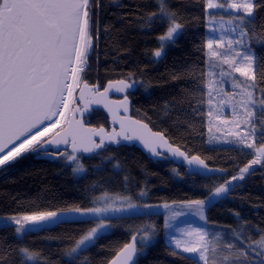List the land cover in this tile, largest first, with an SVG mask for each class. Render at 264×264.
Returning a JSON list of instances; mask_svg holds the SVG:
<instances>
[{
  "label": "trees",
  "instance_id": "obj_1",
  "mask_svg": "<svg viewBox=\"0 0 264 264\" xmlns=\"http://www.w3.org/2000/svg\"><path fill=\"white\" fill-rule=\"evenodd\" d=\"M168 8L177 14L176 22L184 25L183 32L174 37L175 44L166 42L162 57L155 59L153 53L161 46L159 37L171 24L168 20L161 22L157 18L153 22L149 19L150 14L159 11L157 0H102L94 17L100 33L99 46L91 57V70L81 81L100 88L114 80L138 82L128 94L130 115L163 133L188 156H199L209 167L224 170V173L193 175L181 163L168 158L153 160L134 146L109 145L99 150V154L79 156L87 172L76 174L73 173L75 164L60 158L65 151L28 155L12 167L0 170V216L67 206L87 208L93 205L91 197L101 194L135 196L142 190L147 192L150 204L200 200L252 159L253 152L245 146L219 143L211 138L207 88L203 93L196 92L197 98L203 95V105L186 98V92L194 90L187 75L191 68L208 71L207 15L203 0H168ZM249 27L257 36H264V11L257 13V19ZM249 42L264 56V45L254 39ZM173 74L183 78L174 80ZM208 79L209 76L206 82ZM193 107L199 108V114L193 113ZM106 118L102 111H94L91 123L106 125ZM205 212L208 221L221 225L238 227L245 222L256 236L254 240H259L264 233L252 230H264V159L235 183L225 198L208 206ZM94 223V220L67 222L21 237L9 226L0 229V248L11 253L9 264H21L17 253L25 247L40 254V264H69L67 250ZM112 223L114 229L101 235L73 264H81L85 257L89 264H107L133 234L141 235L140 230L146 226H154L155 235H150L146 254L138 255V264H194L188 255L172 254L174 248L163 235V214L130 213L113 219ZM140 247L138 243V249Z\"/></svg>",
  "mask_w": 264,
  "mask_h": 264
},
{
  "label": "snow or ice",
  "instance_id": "obj_2",
  "mask_svg": "<svg viewBox=\"0 0 264 264\" xmlns=\"http://www.w3.org/2000/svg\"><path fill=\"white\" fill-rule=\"evenodd\" d=\"M102 0H0V170L10 168L28 155L49 154L51 151L59 152L61 145L69 143L71 136L72 154L63 153L60 158L75 164L73 173H86L87 169L80 162L79 152L99 154L97 150L105 147V138L100 137V143H95L91 137L98 135L95 130L84 126V121L77 120V114L88 111L87 106L73 111L75 127L63 135L59 133L60 118L65 116L69 102L72 99L74 85L78 80L91 70V57L99 46V28L94 19L97 10L101 7ZM159 11L152 13L149 19L153 22L159 18L161 22L171 21L167 32L159 37L161 48L154 53L159 58L163 55L166 42L175 44L174 34H182L184 25L177 23V14L168 8V0H157ZM204 12L210 15L213 10H235L233 19L227 21L231 27L229 31L236 34V38H229L227 45L224 36L207 41L208 62L206 67L211 69L216 65L209 62L218 58L222 65H227L229 71L221 69V77H229L234 88L240 89L242 96L241 107L243 118L241 131L232 135L236 138L233 143H239L246 148L254 150L257 158L240 169L239 176H233L200 200L187 201L188 206L197 208V215L206 221L205 207L211 206L218 199L227 194L233 181L243 179L245 173H249L252 165L261 164L260 157H264V56L260 55L250 40L264 45V36H257L255 30L250 28L257 19V13L264 11V0H203ZM212 21L215 16H210ZM106 31V30H105ZM210 31L215 32L212 28ZM251 32V36L249 33ZM214 45L216 48H214ZM227 48L228 54L221 53L218 49ZM97 60L99 57L97 56ZM243 77L241 82L235 74ZM193 84V91L186 92V98L195 100L198 105H203L204 98H199L196 92L203 93L207 88L209 105L212 104V88L214 82H206L205 78L214 76L211 71H199L195 66L187 73ZM183 76L173 74V79H181ZM123 83V82H122ZM138 83H123L124 88L135 87ZM87 88V85H85ZM147 87V85H145ZM122 90V89H121ZM107 91V89H105ZM259 93V98H256ZM83 100V94L80 97ZM127 98H125L126 102ZM194 114H199V108L193 107ZM211 112L208 113L211 116ZM133 123H139L133 121ZM147 127V125H143ZM240 128V125H237ZM103 129H101V132ZM55 132V136L49 139ZM114 134L108 136L109 141L116 140ZM153 141H159L161 147L167 146L173 156L183 157L188 165L195 166L196 171L207 170L213 175L217 170L209 169L204 159L192 156L189 159L179 148H173L165 139L163 133H152ZM143 139V137H140ZM251 138V142L249 141ZM125 140L133 137L125 136ZM144 146L154 155L163 157L166 153L158 151L149 140H144ZM109 162H110V158ZM119 167L118 165L116 166ZM99 170V169H98ZM196 171L192 174L195 175ZM221 172L223 170H220ZM127 179V178H125ZM227 185V186H226ZM141 196L145 195L142 191ZM121 203H127L131 198H119ZM104 200L105 207L67 206L56 210L33 211L31 214L0 216V229L15 226L17 236L28 235L59 226L67 222H91L99 219L95 227L87 230L75 241V245L67 250L69 264H73L79 258V254L94 246L101 235L108 232L114 225L106 223L109 218L103 214L131 211L139 208L136 204H127V209L114 208L108 203V198L91 197V203L95 204ZM151 208V205H143ZM167 207V205H165ZM183 213H174L173 218ZM238 215V214H237ZM165 228L171 227L165 220ZM143 235L133 236L132 242L127 243L121 249L119 257L122 264H138V254H146L150 235H155L154 226H146L140 230ZM186 232L191 241H182L173 236L175 249L173 255L191 254L189 258L194 264H264V235L259 241H254L250 236L233 231V236L239 240L226 241L221 246L219 234L212 240L206 239L209 233L203 228H189L180 230ZM257 233H264L262 229H255ZM137 243L141 247L137 248ZM182 249V252L180 251ZM21 264H40L41 258L38 252L28 248H20ZM11 253L0 248V264H9ZM47 264V262H45ZM81 264H89L87 257ZM109 264H117L113 259Z\"/></svg>",
  "mask_w": 264,
  "mask_h": 264
},
{
  "label": "rangeland",
  "instance_id": "obj_3",
  "mask_svg": "<svg viewBox=\"0 0 264 264\" xmlns=\"http://www.w3.org/2000/svg\"><path fill=\"white\" fill-rule=\"evenodd\" d=\"M217 2H223V0H217ZM237 2H241V0H237ZM222 10V13H219V11ZM220 10H213V12L210 15H207V19L206 21V49H207V41L209 39H218L221 35L224 36V43L225 45H227V40L229 38H236V34L229 31V29L231 27H234L235 25H229L227 23V21H229L230 19H233L232 13L235 10H224V9H220ZM215 13H217L218 15H216ZM210 16H215V20L212 21L210 19ZM215 28L216 31L212 32L210 31V29ZM176 35H174L175 37ZM161 42V41H160ZM161 46L158 48L160 49ZM214 48H216V46L214 45ZM221 53L227 55L228 54V50L227 48H222V49H218ZM156 51V50H155ZM165 51V45L163 48V53ZM155 53V52H154ZM153 53V58L155 59H159L157 57H155ZM207 59H208V49H207ZM210 64H214L216 65L214 68L209 69L208 71H211L213 73H215L214 76H209L208 82H214L213 88H212V104L209 105L210 106V110L209 112H211V116L209 117V131H210V136H212L211 138L213 140H216L219 143H232L233 141H235V137L232 135V133L236 132V131H241V129H243V125L241 124L242 118H243V109L241 107V102H242V96L240 95V89L238 88H234L232 85V81L229 77H221L219 75L221 69H223L224 71H229L228 66L227 65H222L221 61L218 58H213L210 62ZM236 77H239V73L235 74ZM239 80L241 82H243L244 78L243 77H239ZM256 98H259V93H256ZM240 125V128L237 127V125ZM251 142V138H249V141ZM244 146V145H243ZM246 148V147H245ZM248 149V148H246ZM251 150V149H250ZM253 152V156H252V160L256 159L257 156L254 152V150H251ZM261 161L264 159V157H260ZM249 161V162H250ZM246 163L245 165L239 167L237 173L233 176H239L240 175V169L244 168L246 165L249 164ZM259 164L256 165H252V168L250 171H252L253 169L256 168V166H258ZM8 169V168H6ZM248 173L244 174V177L247 175ZM229 177L227 178L222 184H225L226 181L231 180V178L233 177ZM239 180L233 181V185H235V183H237ZM227 186V185H226ZM231 186V187H232ZM219 187V186H218ZM215 189V188H214ZM212 189V190H214ZM144 192L145 195L141 196L140 193ZM140 191V193H138L135 196L132 195H127V194H101L98 195L97 197H107L108 198V203H112V200H115V203L113 204L114 208H125L127 209V204L131 203V204H136L139 205L140 207L131 211H125V212H116V213H106L103 214L107 217H109L105 222L106 223H112V220L117 218V217H121V216H125L128 215L130 213H148V212H158L163 214V231H164V237L166 239V242L171 245L174 249H175V241H173L171 238L173 236H176L178 238H180L182 241H191L194 239V237H189L186 232H181L180 230H184V229H189V228H203L205 229L209 235L208 237H206V239L212 240L213 237L216 236V234H219L220 240L218 241V243L222 246L224 242L226 241H230V240H235V242L238 244L239 240H236L235 237L233 236V231L238 232V233H242L243 236H250L252 240H254L253 235L251 234V230L246 226L247 224L245 222L240 223L241 225L238 227H233V226H229V225H221L218 223H214L212 221H208L207 219V213L206 208L208 206L205 207V216H206V221L205 220H201L199 218V216L197 215V208L194 206H188L186 202H165V203H151L148 202V194H146L147 192L145 190ZM227 196V194L221 196L219 199L221 198H225ZM124 197H130L131 199L129 201H127V203H121V200L119 198H124ZM218 199V200H219ZM143 205H151V208H144ZM165 205H167V207H165ZM106 203L104 200H100L97 203L93 204L92 206L89 207H105ZM87 207V208H89ZM174 213H183L182 215H177L173 218V214ZM236 217H238L237 214H235ZM168 220V223L171 225V227L169 228H165V220ZM94 226L100 222L99 219L94 220ZM218 224V225H217ZM114 225V224H113ZM14 227V231H15V226L12 225ZM92 228V227H91ZM114 229L111 228L108 230L107 233L111 232ZM252 231H254L255 233H257L255 231V229H253ZM16 234V233H15ZM86 234V233H85ZM106 234V233H105ZM17 235V234H16ZM141 235H143V233H141ZM23 235H20L19 237H21ZM230 238V240H229ZM261 238V237H260ZM259 238V240H260ZM226 239V240H225ZM254 240V241H259ZM150 241V239H149ZM148 241V242H149ZM140 244V243H139ZM182 252V249L180 250ZM188 256H191V254H185ZM29 264H31V262H29Z\"/></svg>",
  "mask_w": 264,
  "mask_h": 264
},
{
  "label": "water",
  "instance_id": "obj_4",
  "mask_svg": "<svg viewBox=\"0 0 264 264\" xmlns=\"http://www.w3.org/2000/svg\"><path fill=\"white\" fill-rule=\"evenodd\" d=\"M128 83L124 79L123 80H114V81H108L103 89L93 92L91 87H85V84H80L78 86L74 103L71 107V112L69 114L68 120L65 123V125L59 129V133L63 135L65 132L70 131L75 127V123L73 121V111L76 109L83 110L86 106L88 108V111L83 113V115H88L91 113L92 110L99 109L101 110L108 118V122L110 124V130L107 131L105 127H88L85 123L84 126L88 129L95 130L98 135H92L91 139L95 142L94 139L99 140L100 143V137L103 136L105 138V145H110V144H117L114 141H109L107 139L108 136L114 135V134H120L116 136V140L119 141L118 144H123L126 146H135L137 149H139L141 152H143L145 155L148 156V158H151L153 160H163L165 158H168L169 161H172L174 163H181L188 171L189 173H193L196 171L195 166H190L188 165L187 160H185L183 157H177L173 156L171 152L168 151L167 146L161 147L159 141H153L151 134L152 133H157L159 131H154L151 129V127L141 121L137 120L136 118L130 116V100L127 97H123L120 100H113L112 96H121L125 92L131 91L132 88H124L123 83ZM133 83V82H131ZM129 83V84H131ZM107 89V91H105ZM122 89V90H121ZM81 94H83V100L80 99ZM125 98H127L125 102ZM81 114L76 115L77 120H81L80 118ZM83 120V119H82ZM133 121L139 122V123H133ZM143 125H147V127H143ZM101 129L103 131L101 132ZM161 133V132H159ZM55 133L49 137V139L54 138ZM125 136H131L133 137L132 140H125ZM140 137H143L141 139ZM69 143L67 145H61L60 146V151L64 150H71L72 149V144H71V136L68 137ZM166 139V138H165ZM144 140H149L152 143V146L155 147L158 151L162 153H166L165 156L163 157H158L154 155L148 148L144 146ZM167 140V139H166ZM168 141V140H167ZM169 142V141H168ZM169 144H171L169 142ZM173 148H178L174 145L171 144ZM183 151V150H181ZM55 152V151H52ZM184 152V151H183ZM185 153V152H184ZM185 155L191 159L192 156H188L186 153ZM209 169H212V167H209ZM216 171L215 175H220L224 173V170L221 172L219 169H215ZM196 173L203 175V176H211L213 175L212 173L208 172L207 170L200 169L199 171H196ZM133 236H138L137 233L133 234L131 238L129 239L128 243L132 242V237ZM127 244V243H126ZM137 248H138V243H137ZM123 249V247H121ZM120 250H118L115 255L107 262L109 264L110 261L113 259H117V264H122V257H119L118 255L120 253ZM139 255V254H138ZM131 264V262H129Z\"/></svg>",
  "mask_w": 264,
  "mask_h": 264
},
{
  "label": "flooded vegetation",
  "instance_id": "obj_5",
  "mask_svg": "<svg viewBox=\"0 0 264 264\" xmlns=\"http://www.w3.org/2000/svg\"><path fill=\"white\" fill-rule=\"evenodd\" d=\"M80 84H85V85H87L85 82H82L81 81V83ZM87 87H91V89H92V91L95 93V92H97V91H99V90H101V89H103V88H100L98 85H87ZM133 90V89H132ZM131 90V91H132ZM131 91H128V92H125L123 95H121V96H116V95H114V96H112V98H113V100H120V99H122L123 97H127L128 98V94L131 92ZM129 99V98H128ZM99 109H95V110H92L91 111V113L90 114H88V115H81L80 116V118L81 119H83V121H84V123L88 126V127H93V128H97V127H100V126H102V127H105V129L107 130V131H109L110 130V124H109V122H108V118H106V122H107V124L106 125H102V124H98V125H96L95 123H91V117L93 116V114H94V111H98ZM99 111H101V110H99ZM131 116V115H130ZM77 118V117H76ZM95 140V143H99V140H97V139H94ZM110 145H113L114 147H118V146H126V145H123V144H110ZM106 146H109V145H105V147ZM104 147V148H105ZM135 147V146H134ZM65 152H67V151H69V152H72V149L71 150H64ZM64 151H61V152H64ZM97 152H99V150H97ZM54 153H58V152H54ZM85 154H90V153H84V152H79V153H77V155H79V156H82V155H85Z\"/></svg>",
  "mask_w": 264,
  "mask_h": 264
},
{
  "label": "bare ground",
  "instance_id": "obj_6",
  "mask_svg": "<svg viewBox=\"0 0 264 264\" xmlns=\"http://www.w3.org/2000/svg\"><path fill=\"white\" fill-rule=\"evenodd\" d=\"M80 83H81V78L78 80L77 85H74V91L72 93V99L69 102L68 110L66 111L65 116L63 118H60V124L57 126L58 130L61 129L65 125L67 120H68L69 114L71 112V107H72V105L74 103L73 101L75 99V95H76V92H77V89H78V86L80 85Z\"/></svg>",
  "mask_w": 264,
  "mask_h": 264
}]
</instances>
